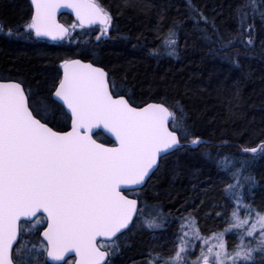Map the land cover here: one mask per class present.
<instances>
[{
  "label": "snow or ice",
  "instance_id": "6c2138e0",
  "mask_svg": "<svg viewBox=\"0 0 264 264\" xmlns=\"http://www.w3.org/2000/svg\"><path fill=\"white\" fill-rule=\"evenodd\" d=\"M131 4L132 0H124L125 7ZM31 6L25 32L37 39L70 36L68 27L56 19L62 8L75 16L78 24L73 29L99 24L97 41L108 36L113 20L97 0H31ZM262 9L264 0H242L234 13L237 35L227 42L218 36L222 51L235 47L236 40L245 43L246 50L252 46L257 15L264 25ZM199 19L207 24L206 17ZM12 34L9 30L8 35ZM156 36L160 44L149 49V56L179 58L175 24L166 33L158 25ZM59 68L62 74L54 78L40 103L20 81L0 82V264H111L121 251L120 237L126 235L134 217L144 216L137 199L128 198L125 190L145 185L163 170L169 157L203 143L191 137L179 102L169 106L160 100L136 107L115 91L103 68L70 58ZM68 120L70 130L57 127ZM100 128L113 138L111 146L94 138L93 130ZM241 151L251 153L252 159L264 156V143ZM239 163L232 172L233 182L224 189L236 206L225 229L205 237L185 217L174 254L165 258L149 252L146 264H187L196 240L201 241V250L192 264H257V255L259 264H264V213L256 211L253 216L249 205L244 218L239 215L244 203L240 177L251 160ZM245 180L253 182L250 176ZM162 226L158 209L145 218L150 231ZM27 232L37 235V242L25 252L26 246L19 241ZM230 232L239 242L228 252L224 237ZM245 237L251 239L246 243ZM69 254L75 259L66 262Z\"/></svg>",
  "mask_w": 264,
  "mask_h": 264
},
{
  "label": "trees",
  "instance_id": "16d2710c",
  "mask_svg": "<svg viewBox=\"0 0 264 264\" xmlns=\"http://www.w3.org/2000/svg\"><path fill=\"white\" fill-rule=\"evenodd\" d=\"M97 2L113 17L107 37L97 41L99 27L73 29V20L61 16L70 36L54 44L25 32L32 12L27 0H0V81H20L40 103L60 75V63L66 58L81 59L103 68L115 91L122 92L133 106L166 100L169 106L179 102L183 107L191 137H199L203 143L169 157L163 170L140 191L127 194L138 199L144 216L138 215L120 237L121 251L111 258V264H146L149 252L165 258L174 254L185 217L202 236L222 232L236 207L224 189L233 182L232 172L241 159L251 163L240 177L244 203L239 215L244 218L249 205L253 216L256 211L264 213V156L252 159L251 153L241 151L264 143V25L259 15L252 46L246 50L245 43L236 40L226 53L218 36L227 42L237 35L234 13L242 0H132L128 7L124 0ZM201 15L207 24L199 19ZM174 24L179 58L149 56V49L160 44L157 26L166 33ZM69 122L57 127L67 131ZM94 138L112 144L99 132ZM247 176L252 177L251 184L245 180ZM157 209L163 226L150 231L145 218L154 216ZM185 230L192 235L191 228ZM21 238L30 247L37 242L33 233H22ZM224 239L228 252L239 242L235 232ZM250 239L245 237V242ZM200 245L196 240L190 247L187 264L199 256ZM259 261L257 255V264Z\"/></svg>",
  "mask_w": 264,
  "mask_h": 264
},
{
  "label": "water",
  "instance_id": "95a60500",
  "mask_svg": "<svg viewBox=\"0 0 264 264\" xmlns=\"http://www.w3.org/2000/svg\"><path fill=\"white\" fill-rule=\"evenodd\" d=\"M28 1V3H29V5H30V7H31V10H32V6H31V0H27ZM63 15H66V16H68V17H70L76 24H78V22L75 20V16L73 15V13L71 12V10L70 9H67V8H62V9H60L58 12H57V15H56V19H57V22L58 23H60V24H62L60 21H59V18L61 17V16H63ZM62 25H64V24H62ZM0 26H1V24H0ZM65 26V25H64ZM95 27H100V25L99 24H97V25H94V26H92L91 28H84V29H93V28H95ZM67 38V37H66ZM66 38H64L63 40H55V41H53V40H51V39H48V38H39L38 40H41V41H46V42H52V43H60V42H62V41H64ZM37 39V38H36ZM83 62H85V63H89V62H86V61H83ZM98 67V66H97ZM59 71H60V75L62 74V71L60 70V68H59ZM0 82H3V81H0ZM144 106V105H143ZM143 106H141V107H143ZM68 130H70V122H69V129ZM93 132H94V135L96 134V133H101L105 138H107L111 143H114V140H113V138L108 134V133H106V132H104V130H103V128H100V129H94L93 130ZM107 145V144H106ZM108 146H111V145H108ZM195 148H197V147H194V148H191V149H195ZM143 186L144 185H142V186H139L138 188H135V189H126L125 190V193H127V192H133V191H139V190H141L142 188H143ZM128 198H130V199H136V198H133V197H129L128 196ZM138 201V200H137ZM138 207H139V201H138ZM134 219H135V217H134ZM132 225V224H131ZM130 225V226H131ZM46 226V225H45ZM130 226H129V228H130ZM43 230V229H42ZM41 230V231H42ZM128 230V229H127ZM127 230H125V231H127ZM40 238V240H42L43 238H42V236H40L39 237ZM70 259H75V257H74V254H69L66 258H65V261L67 262V261H69Z\"/></svg>",
  "mask_w": 264,
  "mask_h": 264
},
{
  "label": "rangeland",
  "instance_id": "374dc122",
  "mask_svg": "<svg viewBox=\"0 0 264 264\" xmlns=\"http://www.w3.org/2000/svg\"><path fill=\"white\" fill-rule=\"evenodd\" d=\"M100 28V27H99ZM72 32V31H71ZM99 33H100V31H99ZM30 227V226H29ZM41 228V227H40ZM27 235H32V232H27L26 233ZM28 238H29V236H28ZM27 242V239L25 238H21V240H20V242H19V244H21V245H25L26 247H25V249H24V251L25 252H27V250L28 249H32V247H30V246H27L25 243ZM213 243H215V241H213ZM34 251V250H33ZM200 255V254H199Z\"/></svg>",
  "mask_w": 264,
  "mask_h": 264
},
{
  "label": "flooded vegetation",
  "instance_id": "af4514ba",
  "mask_svg": "<svg viewBox=\"0 0 264 264\" xmlns=\"http://www.w3.org/2000/svg\"><path fill=\"white\" fill-rule=\"evenodd\" d=\"M45 226V225H44ZM43 227L40 228V230L42 229Z\"/></svg>",
  "mask_w": 264,
  "mask_h": 264
}]
</instances>
